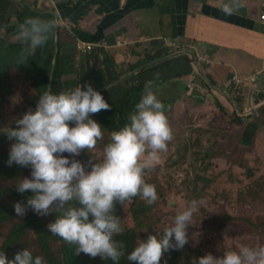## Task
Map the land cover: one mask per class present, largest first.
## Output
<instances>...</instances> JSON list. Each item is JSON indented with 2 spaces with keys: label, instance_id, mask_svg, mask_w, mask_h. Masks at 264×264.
I'll use <instances>...</instances> for the list:
<instances>
[{
  "label": "clouds",
  "instance_id": "9594fccd",
  "mask_svg": "<svg viewBox=\"0 0 264 264\" xmlns=\"http://www.w3.org/2000/svg\"><path fill=\"white\" fill-rule=\"evenodd\" d=\"M27 2L34 7L33 3ZM222 11L231 14L232 9L225 6ZM54 28V21L25 18L18 26V37L27 44L24 51L31 54L43 46ZM102 39L76 41L73 59L77 69L87 64L88 56L95 50L77 60V44L97 43ZM171 46H177L176 50L184 48L178 44L167 48ZM97 49L110 52L109 48ZM100 56L103 58L101 53ZM22 59L18 64H23ZM198 67L203 77V68ZM134 69L129 70L131 73L126 76L131 75ZM254 73L245 77L234 74L229 79L226 85L230 94L227 99L229 108L225 107L228 114L231 112L230 103H236L238 97L243 98L242 90L247 84L259 86L260 82L264 83V78L259 75L253 84L249 77ZM234 76L242 80L240 87H236ZM210 86L211 90L197 86V81H194L187 88L200 97H209L219 90L215 85ZM237 108H240L238 103ZM109 109L110 105L101 93L89 83L60 93L44 91L38 96L34 110L26 111L15 120V127L8 128L6 135L12 143L5 163L9 167L16 165L30 170L29 177L20 178L15 184L18 193H31L23 203L14 202L13 211L17 217L24 216L29 208L39 215L59 211L61 214L46 226L49 233L75 245L74 254L82 252L90 257L99 256L102 260L116 262L124 251L123 245L113 240V235L121 231L119 218L113 214L114 202L123 204L137 195L148 205L157 201L155 186L145 182L143 172L158 163L159 153L166 150L172 132L163 104L151 89L146 88L135 104V111L129 115L128 123L111 132L110 142L103 149L102 161L96 163L89 159L86 170V166L74 157L81 150L92 149L101 138L100 124L91 118V114ZM245 112L244 122L250 115L249 110ZM70 201H75L77 206L65 208ZM197 210V201H191L173 217L171 225L162 233L140 239L127 253L129 264H160L163 253L170 249H183L189 241L188 228L193 224V214ZM0 264H44V261L41 256H33L29 250L22 249L12 259L0 252ZM193 264H264V244L254 247L241 245L237 251H228L219 257L206 253L196 257Z\"/></svg>",
  "mask_w": 264,
  "mask_h": 264
},
{
  "label": "rangeland",
  "instance_id": "374dc122",
  "mask_svg": "<svg viewBox=\"0 0 264 264\" xmlns=\"http://www.w3.org/2000/svg\"><path fill=\"white\" fill-rule=\"evenodd\" d=\"M35 1L39 2L37 6L40 10L46 8L50 10L53 7L56 9L58 15L56 23L59 27L57 31L62 42L65 43L63 48L81 38L80 34H74L71 30L75 24L69 21L71 15L69 14L68 18L60 17V9H58L60 2L71 0ZM83 5L85 4L80 3L79 15L85 16L87 21L96 16L89 28L83 30L91 34L92 26L97 29L104 28L102 24L107 17L104 18L102 14L103 6L99 4L98 6L94 1ZM8 6L6 0H0V11L4 8L7 10ZM125 13H116L118 20ZM14 14L11 20L12 23H17V16ZM128 33L129 30L123 32L125 37ZM180 42L178 46L181 45ZM155 44L160 48L163 43L155 42ZM176 47L171 46L170 50L173 52ZM150 48L149 46L146 51L148 53L145 52L144 57L151 59L163 54L159 51L158 56L155 52L151 53L155 56H149ZM258 71L261 72L260 77H262V71L256 70ZM6 79H8L7 83L13 86L10 93L12 102L4 105L2 119L6 124H10L29 108L26 98L32 99L35 94L33 86L18 69L11 70V81H9V73ZM225 91L209 97L198 96L184 100L183 105L179 104L173 111L171 107L175 105L174 100H164L163 112L165 116L169 115L168 124L172 138L167 142L166 150L159 153L158 163L143 172L145 182L155 186L159 209L166 211L172 209L179 213L191 201H197L198 210L193 214V224L189 226L188 232L192 247L199 250L196 254L198 257L206 253L219 257L221 253L237 251L241 245L254 247L264 244V232L255 225L245 222L249 220L253 223L264 219V112L260 109L261 105L264 106V99L259 100L256 93L252 95L249 108L251 117L244 122L246 112L242 100L238 104L240 108H237V103H232L230 114L226 112L229 92L228 89ZM260 91L264 93V90ZM250 132L262 136L261 145L244 144L243 137ZM101 133V138L92 149L81 150L80 154L74 157L86 166V170L89 159L96 163H100L103 159V149L109 142L107 133L103 130ZM218 160L221 164L217 162ZM245 160L253 165L255 172L245 168ZM201 208H205L202 215L199 210ZM228 213L236 219L225 224L219 234L216 229ZM113 214L119 218L122 229L123 222L119 207L113 208ZM172 219L173 216L170 217V225ZM6 229H11V222H6L4 230Z\"/></svg>",
  "mask_w": 264,
  "mask_h": 264
},
{
  "label": "trees",
  "instance_id": "16d2710c",
  "mask_svg": "<svg viewBox=\"0 0 264 264\" xmlns=\"http://www.w3.org/2000/svg\"><path fill=\"white\" fill-rule=\"evenodd\" d=\"M27 1L33 3L34 7ZM27 1L20 2L21 9L16 13L17 23H10V19L0 23V252H4L8 259H12L14 254L22 249H27L33 256H41L44 264H129L126 259L127 253L139 243L140 239H145L149 234L162 233L164 228L170 226V217H174L178 211L159 209L157 201L148 205L139 195L126 200L123 204L114 202V207L120 209L123 228L119 233L113 235V240L123 245L124 255L118 261L113 262L110 259L102 260L99 256L90 257L82 252L74 254L75 245L67 244L62 238L49 233L47 230V224L53 222L55 217L61 214L59 211H50L48 215H39L29 208L22 217H17L13 211L14 202L23 203L25 197L31 195L28 191L20 194L15 190V184L20 178L29 177L30 170L16 165L9 167L5 163L9 146L12 143L6 132L8 128L15 127V120L22 115L15 118L10 124H6L2 119V109L5 104L12 102L10 93L13 86L7 83L8 79L6 78L9 73V81H11L10 72L14 68L18 69L29 81L35 94L32 99L26 98L29 108L23 114L30 109L34 110L38 96L44 91L60 93L89 83L101 93L110 105L109 110H101L91 114V118L100 124L101 130L107 133L106 136L108 142H110L111 132L119 130L128 123L129 115L135 111V104L139 101L145 89L144 84L139 83L137 76L144 71L154 58L148 59L143 56L142 50L139 52L131 49L129 51L131 58L127 63V68L128 70L135 69L131 75L126 76L127 70L118 69L110 52L95 49L88 56L87 64L77 69L73 54L71 56L62 54L65 43L62 42L59 33L58 38H56L58 27L56 9L53 7L54 9L50 8L48 10L49 8H46L40 11L35 0ZM59 5L61 18H68L72 11L77 14L80 7V4L72 0L62 1ZM68 5H71V8ZM81 10L83 13V7ZM29 17L51 20L55 23L52 35L43 46L37 47L31 54L24 51L27 44L19 41L18 37V26L23 23L25 18ZM74 20L77 21V18H74ZM80 30L82 28L77 24L75 33L80 32ZM99 38L95 35L91 41H98ZM79 39L86 40L83 36ZM136 46L139 48L138 44ZM146 51H148L147 48ZM55 52L57 53L56 58ZM100 53L103 58H101ZM21 58H23V64H18L21 62ZM209 66L211 65H207V67ZM206 70V66L203 67L208 82L199 75L201 79L197 81V86L211 90L210 84L217 85V83ZM257 96L259 100L264 99V93L261 91L258 92ZM241 100L242 98L238 97L235 102L239 104ZM230 106L232 108V103H230ZM260 109L264 112L263 105L260 106ZM166 118L168 120L169 115ZM238 120L241 122L239 118ZM255 133H246L243 137L244 144L255 143L261 145L260 139L262 136ZM217 162L221 164L219 160ZM245 163L246 169L255 172L249 161L245 160ZM205 178L209 180L208 177ZM69 206L75 207L77 205L75 201H70L65 205V208ZM204 209H199L201 215ZM235 219L228 213L224 221L217 227V232L221 234L222 227L229 222H234ZM6 222H11L10 230H4ZM245 222L255 225L264 232V219L253 223L249 220H245ZM188 235L189 241L184 248L180 250L170 249L163 253L160 264H193L195 258L198 257L196 254L199 253V250L192 247L189 232ZM223 254L221 253V256ZM132 264H135V262H132Z\"/></svg>",
  "mask_w": 264,
  "mask_h": 264
},
{
  "label": "crops",
  "instance_id": "0c3cea01",
  "mask_svg": "<svg viewBox=\"0 0 264 264\" xmlns=\"http://www.w3.org/2000/svg\"><path fill=\"white\" fill-rule=\"evenodd\" d=\"M90 1L103 6L102 14L107 17L102 24L104 28L92 26L91 34L85 32L96 16L87 21L85 16L72 11L69 21L75 24L71 30L79 34L75 33L78 23L85 41H91L95 35L106 39L118 69H126V74L131 73L127 68L131 49L142 50L143 56L149 46L156 56L161 51L163 54L150 61L137 79L145 89H151L161 103L174 100L172 111L179 104L183 105L184 100L198 97L187 88L200 79L202 73L198 66H206V72L217 83L214 87H219L218 92H226V85L234 74L245 77L261 70V79L264 77V20L260 18L264 13V0H74L85 5ZM6 3L9 6L0 11V23L8 19L12 23L11 17L21 7L18 0H6ZM225 6L232 9L231 14L222 11ZM118 12L126 13L118 20ZM128 30L125 37L123 32ZM75 42L63 48L64 56L75 52ZM155 42L163 44L159 48ZM179 42L184 46L180 50L172 52L166 47ZM155 55L149 53V56ZM260 84H247L243 88L244 112L251 106L252 95L264 90V83ZM226 104L229 108L228 102ZM250 117L251 114L247 121Z\"/></svg>",
  "mask_w": 264,
  "mask_h": 264
},
{
  "label": "built area",
  "instance_id": "2783aa9c",
  "mask_svg": "<svg viewBox=\"0 0 264 264\" xmlns=\"http://www.w3.org/2000/svg\"><path fill=\"white\" fill-rule=\"evenodd\" d=\"M261 18L264 19V14L261 15ZM172 45H176L175 43ZM103 48V49H107L109 48V45L107 43V41L105 39H102L101 41L97 42V43H85V42H80L77 44V51L78 54L76 55V59L80 60L81 56L84 54L89 53L91 50H93L94 48ZM260 71L254 73L252 76L249 77V80L251 82H253V84H255L259 78L260 75ZM233 81L236 85V87H240L242 85V80L237 78L236 76L233 77ZM264 81V79H263Z\"/></svg>",
  "mask_w": 264,
  "mask_h": 264
},
{
  "label": "water",
  "instance_id": "95a60500",
  "mask_svg": "<svg viewBox=\"0 0 264 264\" xmlns=\"http://www.w3.org/2000/svg\"><path fill=\"white\" fill-rule=\"evenodd\" d=\"M56 37H58V31H57V29H56ZM56 55H57V53H55V58H56ZM54 62H55V59H54Z\"/></svg>",
  "mask_w": 264,
  "mask_h": 264
}]
</instances>
